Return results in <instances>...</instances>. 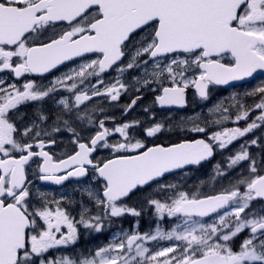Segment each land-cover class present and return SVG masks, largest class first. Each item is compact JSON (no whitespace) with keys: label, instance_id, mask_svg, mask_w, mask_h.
Instances as JSON below:
<instances>
[{"label":"snow or ice","instance_id":"obj_1","mask_svg":"<svg viewBox=\"0 0 264 264\" xmlns=\"http://www.w3.org/2000/svg\"><path fill=\"white\" fill-rule=\"evenodd\" d=\"M58 22H66L67 30L56 33L54 26ZM86 54L97 58L56 78L46 89L29 81L21 91L15 84L4 86L5 80L0 77V264H264V208L248 211L254 201H264V162L258 164L246 146L228 157L227 170L221 172L220 165L216 166L217 174L227 176L241 162H249L248 174H241L219 194L197 198L180 192L170 203L147 201L160 218L166 214L181 220L170 231L157 227L154 234L125 233L118 242L99 247L90 258H49L50 250L75 243L77 228L59 206L55 210L46 203L34 207L25 176V165L34 156L43 158L39 179L56 184L70 176L87 175L91 166L100 188L97 193L88 192V196L99 212L91 217L82 213L79 223L101 232L106 218L141 215L124 203L136 190L151 187L174 169L198 165L213 157L217 148L223 151L260 127L256 121L243 129L225 128L211 133L195 125L190 130L208 133L207 140L145 149L141 140L129 134L139 125L138 121L115 127L114 132L123 139L109 144L107 137L111 133L101 120L99 130L85 143L70 116L63 125L76 147L67 158L53 162L47 151H33L34 147H46L40 137L50 133L35 121L21 131L10 115L22 102L43 101L61 87L75 97L74 105L67 99L59 100L69 114L93 96L117 101L128 85L119 79L105 85L100 78L114 66L120 74L142 69L144 76L132 79L142 88L157 91L154 103L162 107L184 105L189 83L195 84L199 96L206 99L209 85H226L264 69V0H0V73L10 72L16 78L30 73L43 75L59 70L66 61L86 58ZM190 73L195 79L189 80ZM89 77L97 78L91 96L78 87ZM68 81L72 83L69 85ZM152 84L158 87L152 88ZM257 93L261 98L255 104L261 110L257 120L264 122V87L249 95ZM139 99L142 97L134 98L126 110ZM243 107L239 105L240 109ZM215 110L220 111V106ZM249 111L236 115V122L247 119ZM38 117L41 122L47 119L40 112ZM75 119L83 117L77 113ZM163 127L156 123L144 129V134L155 136ZM52 131L60 132L61 128L57 126ZM257 143L256 139L251 140V145ZM47 144H55V140ZM98 147L111 148L117 155L94 163L91 155ZM62 171L64 175L57 174ZM167 187L172 186H161V190ZM226 207L231 211L220 214ZM212 214L217 215L218 222L194 219ZM62 225H66V232L61 230ZM245 230L249 234L239 250H233V239ZM160 239L175 243L154 251L147 246Z\"/></svg>","mask_w":264,"mask_h":264},{"label":"flooded vegetation","instance_id":"obj_2","mask_svg":"<svg viewBox=\"0 0 264 264\" xmlns=\"http://www.w3.org/2000/svg\"><path fill=\"white\" fill-rule=\"evenodd\" d=\"M68 25L66 22H58L54 26L56 33L62 30H67ZM53 28H49L48 34L51 35ZM95 54H86V58H74L71 61H66L64 65L59 66V70H53L51 73L43 75L30 73L24 74L20 78H16L10 72L0 73V77L4 78L5 85L15 84L16 88L23 90V85L26 82H34L39 88L46 89L56 78H63L65 74L71 73L74 69L78 70L79 66L87 60L96 59ZM227 62V58L225 60ZM124 63H127L125 58ZM149 72L152 71L149 66ZM144 76L142 69L129 70L120 74L114 66L112 69L107 70L101 74V79L104 80L105 85L115 83L117 79L128 85L127 91H122L117 101H111L109 98L100 96H93L91 100L83 102L79 108H74L72 113H67L63 106L59 104L60 99H67L71 105L75 103L73 92L61 87L56 94L46 97L43 101L22 102L16 109L10 112L13 116L17 127L23 131L25 126H30L33 121L40 125V127L50 133L49 136L41 135L40 139L46 141V147L40 149L34 147V152L47 151L53 157V162L67 158L68 155L73 154L75 145L72 143L71 133L67 132L63 125V120L69 119L71 116L74 120L73 127H76L80 132L81 142H88L91 136H94L96 131L99 130V122L104 121L105 127L109 129L110 135L107 137L109 144H115L122 141V137L114 132L115 127L123 123H132L138 121L139 125L130 130L129 134L135 140H141L145 144V149L154 146L168 147L172 144L193 142L199 139H208V133L214 131H223L225 128L233 129L239 127L243 129L253 121H256L260 127L253 129L243 137H239L225 150L233 149L234 143L243 144L247 147L250 155L253 157H261L264 162V122L257 120L261 114V110L255 108V104L260 103L261 98L257 93L249 95L254 92L258 87H264V69H257L251 76L245 77L240 80L230 81L226 85H209L207 98H201L196 90L195 84L189 83L188 88L185 89V104L184 105H170L160 106L154 103L157 91H150L148 88H142L141 85L136 84L132 77ZM195 79L190 73L189 80ZM96 77H89L84 85L78 87L87 91L88 95H92L91 88L96 84ZM69 85L72 81L67 82ZM135 85V87H133ZM140 87L141 90L137 91L136 88ZM152 88H157L156 84L151 85ZM103 91V88H101ZM137 96L142 99L137 100L135 106L126 110L131 104V101ZM220 106V111H216V107ZM243 105V109L239 108ZM227 108L228 111L224 112L223 109ZM147 109V110H146ZM250 110L247 119H241L236 122L235 117L242 114V111ZM38 112L47 117L43 122L38 117ZM77 113L83 117V120L75 119ZM61 119L58 121L57 117ZM227 116L228 119L224 120L223 117ZM89 118L91 123H89ZM220 120V124L215 121ZM72 122V121H70ZM156 123L162 124L164 127L162 131L155 136L146 137L144 129L151 127ZM199 125L208 129V133H196L190 129ZM59 126L60 132H54L52 129ZM256 139L257 145H251V140ZM55 140V144H47V141ZM223 150V151H225ZM142 151V150H140ZM219 148L215 150L213 157L202 161L198 165H185L180 169H174L166 173L164 177L160 178L158 182L152 183L151 187L144 186L142 190H136L134 194L126 198L124 203L129 207L144 206L143 209L139 208L141 212L139 217L131 215H123L119 218H112L104 220V228L101 232H95L91 229H86L79 223L81 214L84 213L86 217L95 216L98 214L99 209L95 206L88 192L97 193L100 185L93 179L94 173L91 166H88V173L83 177L70 176L68 179L62 181L61 184H56L52 181H42L39 179V167L43 163V158L34 156L27 165H25L26 183L31 192L30 200L34 207H41L44 203L48 207L55 210L57 206L66 210L69 218L73 220L77 228V240L67 246H59L50 250L49 258H61L68 256L72 259H82L85 257L90 258L92 254L99 248L107 246L110 243L118 242L125 233L131 234L133 232L139 233H155L156 229L151 227H159L162 231H170L177 223H181L180 219L169 218L165 214L164 218H160L155 209L150 206L147 201L150 199H158L162 203H170L171 199L175 198L180 192L188 193L189 196L197 198H204L209 195H216L224 189L229 188L230 182L235 183L237 178L232 177L225 181V175L217 174L216 166L219 164L221 172L227 170L226 165L220 161V155L223 152ZM134 155L136 153H121ZM111 148L98 147L91 155L94 163L106 161L107 159L115 158ZM237 166H240L237 165ZM64 175L62 171L57 173ZM264 174V173H261ZM247 175V174H244ZM212 179L213 186L208 183ZM166 190H161V186H168ZM244 188L241 187V191ZM151 191H153L151 193ZM153 195L152 198L147 196ZM264 208V201H254L248 211L259 210ZM226 208L220 210L223 214ZM128 216L132 220L139 221L137 224H129ZM145 216V217H144ZM200 219L204 223L218 222L216 214L209 217ZM131 226V228H129ZM61 230L67 231L66 225H62ZM248 232V230H245ZM243 239H233V250H239V245ZM175 243L168 240L151 241L152 250H158L162 247L170 246Z\"/></svg>","mask_w":264,"mask_h":264},{"label":"rangeland","instance_id":"obj_3","mask_svg":"<svg viewBox=\"0 0 264 264\" xmlns=\"http://www.w3.org/2000/svg\"><path fill=\"white\" fill-rule=\"evenodd\" d=\"M243 144H238V143H234V145L232 146L233 149H229V150H225L221 153L220 155V161L224 163V165H226L227 167V164L229 163L228 161V157L230 156H234L237 152L241 151V146ZM245 146V145H243ZM228 148V147H227ZM256 160H257V163H261L262 162V158L257 156V157H254ZM248 161H243L240 163V166H235L232 170L228 171V175L225 176V181L229 180V179H232V177L234 178H237V176H240L241 174H248ZM208 183L213 186V183H212V179L211 180H208ZM227 186H230V185H227ZM153 191H151L152 193ZM153 195H149L147 196L146 198V201L148 198H152ZM131 207V206H129ZM132 208H136L137 210L139 208L143 209L142 212L144 211V206H135L133 205ZM226 211H231V208L230 207H226ZM243 215V214H242ZM145 217V216H144ZM139 221L137 220H132L129 216H128V223L131 225V224H137ZM129 228H131V226H129ZM151 229H156V227H151ZM249 234V232H242L241 234H239L237 237H235L234 239H245L246 236ZM148 247H151L150 244L147 245Z\"/></svg>","mask_w":264,"mask_h":264}]
</instances>
